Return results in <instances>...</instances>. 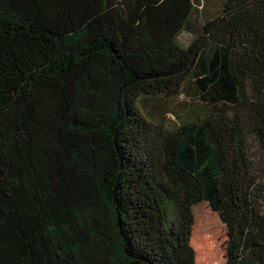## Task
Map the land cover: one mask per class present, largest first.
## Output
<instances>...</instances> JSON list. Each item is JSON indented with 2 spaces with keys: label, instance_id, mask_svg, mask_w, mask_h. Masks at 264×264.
I'll list each match as a JSON object with an SVG mask.
<instances>
[{
  "label": "trees",
  "instance_id": "16d2710c",
  "mask_svg": "<svg viewBox=\"0 0 264 264\" xmlns=\"http://www.w3.org/2000/svg\"><path fill=\"white\" fill-rule=\"evenodd\" d=\"M199 1L0 0V264H195L199 202L264 264V0Z\"/></svg>",
  "mask_w": 264,
  "mask_h": 264
},
{
  "label": "rangeland",
  "instance_id": "374dc122",
  "mask_svg": "<svg viewBox=\"0 0 264 264\" xmlns=\"http://www.w3.org/2000/svg\"><path fill=\"white\" fill-rule=\"evenodd\" d=\"M205 5L207 2V8L209 10L215 11L217 13L220 12L219 2L220 0H203ZM202 0L197 3L200 6ZM214 16H208L209 19ZM197 23H201V17L196 20ZM194 35L188 31H181L177 40L181 46L187 47L191 41L193 40ZM185 100L181 95L177 98H174L167 105V112L164 116V120L166 123L174 122L175 116L173 112H178L181 107L182 101ZM155 103H159L158 99L153 100ZM144 101L140 103V107H142ZM193 216L194 220L191 228V245L196 248L195 250V263L196 264H224L226 261V246H227V236L226 229L224 225L219 220L217 214L210 210L208 204L206 202H199L193 206ZM212 234L219 237L217 238L218 248L216 249V253L211 256L212 253L211 247L207 244V240L211 241ZM204 235L208 236L209 239H205ZM212 236V237H214ZM212 242V241H211ZM210 247V248H209Z\"/></svg>",
  "mask_w": 264,
  "mask_h": 264
},
{
  "label": "bare ground",
  "instance_id": "6f19581e",
  "mask_svg": "<svg viewBox=\"0 0 264 264\" xmlns=\"http://www.w3.org/2000/svg\"><path fill=\"white\" fill-rule=\"evenodd\" d=\"M212 236H214L213 234H212ZM211 236V241L210 240H207V244L211 247V250L210 251H212V253H210L211 254V256L212 255H214V253H216V249L218 248V244H217V238H218V240H219V237H217L216 235L214 236V237H212ZM204 237H205V239H209V237L208 236H206V235H204ZM194 247V246H193ZM209 247V248H210ZM195 250H197L196 248H194ZM196 264V263H195Z\"/></svg>",
  "mask_w": 264,
  "mask_h": 264
}]
</instances>
